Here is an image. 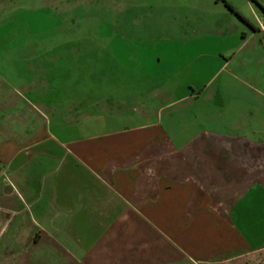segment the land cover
Instances as JSON below:
<instances>
[{
    "label": "crops",
    "instance_id": "obj_1",
    "mask_svg": "<svg viewBox=\"0 0 264 264\" xmlns=\"http://www.w3.org/2000/svg\"><path fill=\"white\" fill-rule=\"evenodd\" d=\"M181 1L100 98L0 55V264H264V0Z\"/></svg>",
    "mask_w": 264,
    "mask_h": 264
},
{
    "label": "rangeland",
    "instance_id": "obj_2",
    "mask_svg": "<svg viewBox=\"0 0 264 264\" xmlns=\"http://www.w3.org/2000/svg\"><path fill=\"white\" fill-rule=\"evenodd\" d=\"M183 2L67 0V8L59 10L50 0H4L0 4V43H8L9 48H0V55H26V48L12 47L17 44L46 45L47 48L34 49L36 56L48 49L51 56H63L68 87L76 79L77 87L84 94L93 91L104 96L122 89L124 67L131 69L132 74L139 72L133 63L124 66L123 58L138 55L140 42L147 47V52L141 49L151 58L161 51L151 48L158 45L156 42L182 45L177 41L186 39L190 31H178L175 8L164 4ZM158 27L165 31L156 30ZM164 67L161 63L160 68ZM130 83L133 86L139 81H126L127 86ZM80 98L91 99L85 95Z\"/></svg>",
    "mask_w": 264,
    "mask_h": 264
},
{
    "label": "built area",
    "instance_id": "obj_3",
    "mask_svg": "<svg viewBox=\"0 0 264 264\" xmlns=\"http://www.w3.org/2000/svg\"><path fill=\"white\" fill-rule=\"evenodd\" d=\"M257 21H258V26L260 30L264 32V22L261 19H257ZM0 166H1V163H0Z\"/></svg>",
    "mask_w": 264,
    "mask_h": 264
},
{
    "label": "trees",
    "instance_id": "obj_4",
    "mask_svg": "<svg viewBox=\"0 0 264 264\" xmlns=\"http://www.w3.org/2000/svg\"><path fill=\"white\" fill-rule=\"evenodd\" d=\"M228 7L232 10H234L229 4H228ZM239 17H241L239 14H238ZM242 18V17H241ZM252 29L256 30V28L254 26H252L248 21H246L245 19H243Z\"/></svg>",
    "mask_w": 264,
    "mask_h": 264
}]
</instances>
